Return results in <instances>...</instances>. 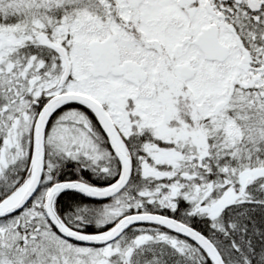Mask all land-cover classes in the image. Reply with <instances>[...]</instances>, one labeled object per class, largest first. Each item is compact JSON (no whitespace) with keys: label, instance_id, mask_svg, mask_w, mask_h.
<instances>
[{"label":"snow or ice","instance_id":"1","mask_svg":"<svg viewBox=\"0 0 264 264\" xmlns=\"http://www.w3.org/2000/svg\"><path fill=\"white\" fill-rule=\"evenodd\" d=\"M0 264H264V0H0Z\"/></svg>","mask_w":264,"mask_h":264}]
</instances>
